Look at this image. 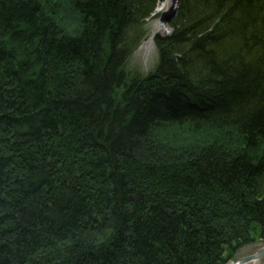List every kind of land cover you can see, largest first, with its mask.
I'll return each instance as SVG.
<instances>
[{"label":"trees","instance_id":"trees-1","mask_svg":"<svg viewBox=\"0 0 264 264\" xmlns=\"http://www.w3.org/2000/svg\"><path fill=\"white\" fill-rule=\"evenodd\" d=\"M153 2L0 0V264H226L264 243V0H186L143 75Z\"/></svg>","mask_w":264,"mask_h":264},{"label":"rangeland","instance_id":"rangeland-1","mask_svg":"<svg viewBox=\"0 0 264 264\" xmlns=\"http://www.w3.org/2000/svg\"><path fill=\"white\" fill-rule=\"evenodd\" d=\"M152 7L154 11L151 17L144 21L143 23V33L147 34L146 32L150 33V36L146 37L144 40L140 41V44L132 55V58L129 62V69L131 71L139 72L143 75L151 72L157 66L159 62V48L155 40V35L160 34L161 36L167 35L171 32V21L177 16L178 11L180 9L183 0H153ZM172 8V9H171ZM171 9V10H170ZM66 11H69V8H65ZM169 14L167 11H169ZM70 21L73 26L76 25V18L74 14L70 13ZM177 137H173L176 139H182L184 135L180 131L176 132ZM196 138L199 137L196 141L198 143L209 141L215 136L212 135L211 131H201L198 132ZM263 243L257 242L254 240L252 244H247L245 247H242L235 258H240L243 256L250 255L254 253L256 250L263 247ZM229 264V263H226ZM248 264H264V257L248 263Z\"/></svg>","mask_w":264,"mask_h":264},{"label":"bare ground","instance_id":"bare-ground-1","mask_svg":"<svg viewBox=\"0 0 264 264\" xmlns=\"http://www.w3.org/2000/svg\"><path fill=\"white\" fill-rule=\"evenodd\" d=\"M168 1V0H167ZM186 2V0H183V3H185ZM183 3L181 4V6H180V9H179V11H178V14H177V16L171 21V23H170V25H171V32L169 33V34H167V35H163V36H161L160 34H156L155 35V40H156V36L157 35H159L160 37H164V36H168V35H170L171 33H172V31L175 29V26L178 28L179 26H178V23H177V21L179 20V13H180V10H181V7H182V5H183ZM154 9V8H153ZM172 9V8H171ZM170 9V10H171ZM170 10L169 11H167V13L169 14V12H170ZM149 19V18H148ZM142 29H143V26H142ZM144 31H142L141 32V35H140V41L141 40H144L146 37H148V36H150V33H148V32H146L147 34H144L143 33ZM143 33V34H142ZM139 41V42H140ZM135 53V52H134ZM132 58V56L129 58V60ZM130 62V61H129ZM128 67H129V63H128ZM130 68V67H129ZM148 74V73H147ZM226 132L227 131H225L224 129H221V130H219V131H216V132H212V135L213 136H217V137H225L226 136ZM264 244V243H263ZM237 245H235V247H234V249H235V254L237 255V253H238V251L242 248V247H245V246H242L241 248L240 247H236ZM262 248H264V245H263V247H261L260 249H258V250H256L254 253H252V254H255L256 252H258L259 250H261ZM252 254H250V255H252ZM236 255H235V257H236ZM247 256H249V255H247ZM243 257H246V256H243ZM243 257H240V258H233V259H231L228 263L229 264H236L237 263V261L239 260V259H241V258H243ZM264 256H262L261 258H263ZM261 258H259V259H261ZM259 259H256V260H253V261H250V262H248V263H251V262H254V261H257V260H259ZM248 263H245V264H248Z\"/></svg>","mask_w":264,"mask_h":264},{"label":"water","instance_id":"water-1","mask_svg":"<svg viewBox=\"0 0 264 264\" xmlns=\"http://www.w3.org/2000/svg\"><path fill=\"white\" fill-rule=\"evenodd\" d=\"M262 256H264V248H262L261 250H259L255 254H252V255H249V256H246V257L239 259L236 264H245V263H248L250 261L259 259Z\"/></svg>","mask_w":264,"mask_h":264}]
</instances>
